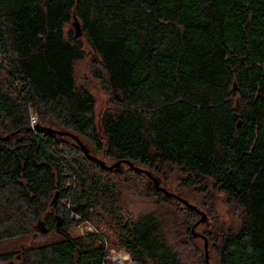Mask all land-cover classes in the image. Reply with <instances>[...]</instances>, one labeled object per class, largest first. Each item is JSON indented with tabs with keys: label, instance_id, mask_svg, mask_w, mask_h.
Here are the masks:
<instances>
[{
	"label": "trees",
	"instance_id": "16d2710c",
	"mask_svg": "<svg viewBox=\"0 0 264 264\" xmlns=\"http://www.w3.org/2000/svg\"><path fill=\"white\" fill-rule=\"evenodd\" d=\"M85 45L115 95L98 114L74 77ZM122 163L159 203L142 170L222 193L237 224L198 236L218 264H264V0H0V241L56 235L16 264H118L112 246L130 264H185L164 215L126 210ZM184 208L190 238L201 218ZM82 222L95 230L69 233Z\"/></svg>",
	"mask_w": 264,
	"mask_h": 264
},
{
	"label": "rangeland",
	"instance_id": "374dc122",
	"mask_svg": "<svg viewBox=\"0 0 264 264\" xmlns=\"http://www.w3.org/2000/svg\"><path fill=\"white\" fill-rule=\"evenodd\" d=\"M70 29L76 33L74 20L65 25L64 32L67 33ZM84 51L85 54L83 57L74 62V77L77 85L87 87L94 96L95 113L98 114L106 108L114 107L112 97L115 95L103 89L99 81L93 77L91 61L94 56H92L86 45L84 46ZM82 143L89 148L91 154L102 159L106 166L114 162L101 153L96 152L87 141L83 140ZM134 166L137 165L134 164ZM127 168V164L122 163L114 170L125 173L128 170ZM122 173L118 178L120 183L119 188L125 208L131 216L147 212H156L164 215L166 217L165 233L171 244L176 248V251L180 253L181 259L185 264H205L206 260L208 264H218L216 251L210 244L207 245L198 235L200 232L211 228L218 231L221 228H227L237 224L238 211L233 210L229 206L222 193L211 190L208 192L209 194H205L197 190L193 192L188 188L180 187L176 176L178 173L176 172L175 174L174 170L168 175L166 180L156 175L154 172L149 171L151 176L157 179L158 185L163 187L169 194H172L171 197H167L168 199L166 202L162 201L159 203V201H156V199L150 195V190L147 189L146 185L148 182H151L147 176H137L131 172L125 173L124 175ZM161 196H164L163 193H161ZM174 196L185 200L193 205L199 213H203L204 219L194 230L198 232L197 235L191 236L190 238L184 236L186 230L184 224L186 220L189 219V212L184 208V204ZM199 213L198 216L201 218ZM94 230L95 227L89 222H82L68 228L69 233L72 235H85ZM54 239H56L55 234L46 232V229L41 227L39 236L34 241L32 238H28L22 243H16V241H0V253L15 251V254L10 260L0 261V264L18 263L20 258L17 252L21 250L23 245H30L33 242L42 243ZM107 257L118 264H130L128 253L115 246L109 249ZM203 260H205V262H203Z\"/></svg>",
	"mask_w": 264,
	"mask_h": 264
},
{
	"label": "water",
	"instance_id": "95a60500",
	"mask_svg": "<svg viewBox=\"0 0 264 264\" xmlns=\"http://www.w3.org/2000/svg\"><path fill=\"white\" fill-rule=\"evenodd\" d=\"M74 26H75V29H76V33H75V36H80L81 35V31H80V29H79V24H78V22L75 20L74 21ZM48 130H50L49 128H48ZM57 132H59V133H62V132H60V131H57ZM75 140H76V142H78L79 144H80V141H79V139H77V138H75ZM83 148V147H82ZM84 149V148H83ZM117 164V163H116ZM115 164V165H116ZM110 167H112V166H109V168ZM138 169V168H137ZM144 173H146L148 176H151V174L148 172V171H144V170H142ZM152 180H153V182H154V184H155V186H156V188L158 189V190H160L165 196H167V197H171L172 196V194H169L166 190H164V188L163 187H161V186H159L158 185V182H157V180H155V178L153 179V177H152ZM174 197H176L179 201H181L183 204H185V205H187V206H189V207H191V208H193V209H195L198 213H199V211L193 206V205H191V204H189L188 202H186L185 200H183V199H181V198H179V197H177V196H174ZM201 214V219L199 220L200 222L204 219V215H203V213H200ZM197 224V223H196ZM45 231V230H44ZM206 258V257H205ZM206 260V259H205ZM206 262H207V260H206ZM206 264H208V263H206Z\"/></svg>",
	"mask_w": 264,
	"mask_h": 264
},
{
	"label": "built area",
	"instance_id": "2783aa9c",
	"mask_svg": "<svg viewBox=\"0 0 264 264\" xmlns=\"http://www.w3.org/2000/svg\"><path fill=\"white\" fill-rule=\"evenodd\" d=\"M30 123H31V126H34V124H36V118H35V116H33V115L30 116ZM88 233H90V232H88Z\"/></svg>",
	"mask_w": 264,
	"mask_h": 264
},
{
	"label": "bare ground",
	"instance_id": "6f19581e",
	"mask_svg": "<svg viewBox=\"0 0 264 264\" xmlns=\"http://www.w3.org/2000/svg\"><path fill=\"white\" fill-rule=\"evenodd\" d=\"M22 240V239H21ZM122 259V258H121ZM121 261V260H120Z\"/></svg>",
	"mask_w": 264,
	"mask_h": 264
}]
</instances>
